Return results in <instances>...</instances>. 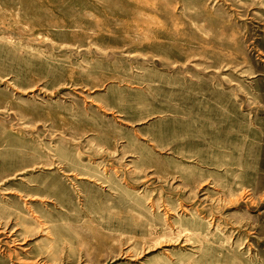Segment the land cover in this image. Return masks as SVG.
<instances>
[{
    "label": "rangeland",
    "instance_id": "obj_1",
    "mask_svg": "<svg viewBox=\"0 0 264 264\" xmlns=\"http://www.w3.org/2000/svg\"><path fill=\"white\" fill-rule=\"evenodd\" d=\"M0 264H264V0H0Z\"/></svg>",
    "mask_w": 264,
    "mask_h": 264
}]
</instances>
